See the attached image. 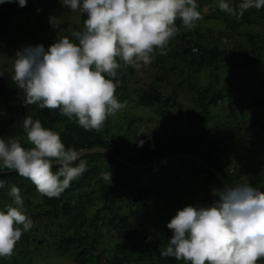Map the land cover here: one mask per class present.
<instances>
[{
	"label": "trees",
	"instance_id": "16d2710c",
	"mask_svg": "<svg viewBox=\"0 0 264 264\" xmlns=\"http://www.w3.org/2000/svg\"><path fill=\"white\" fill-rule=\"evenodd\" d=\"M9 2L0 3V139L6 142L17 139L23 147H32L23 130L24 118L31 116L43 127L59 133L66 147L77 151L107 148L140 165L174 154H189L217 168L229 185H237L241 174L230 173L227 162L221 164L217 156V151L221 150L219 144L233 140V131L215 130L210 122L218 118L214 113L217 106L229 102L226 98L228 87L221 84L226 65H231L230 68L245 78L253 76V81L259 83L257 89H264V8H250L240 14L241 0H228L236 14L220 9L215 12L217 18L230 19V22L217 40L210 43L201 19L192 30H186L177 19V35L170 40L166 54L157 52L151 64L153 69L160 70L154 82L136 86L132 78L136 68L118 60L121 67L117 70L118 77L114 78V82L118 79L115 94L126 107L114 115L116 119L109 116L99 131H86L75 119L63 116L59 109L26 106L24 91L13 81V69L5 60L8 54L16 55L17 51L30 46L23 45L32 39V33L43 31L55 36L65 31L63 37L74 40L72 33L83 30L86 14L80 12L79 20L64 30L63 26L51 22L54 13L63 6L61 0H27L24 7L19 6L18 0ZM11 2L18 5H14L16 11L10 8ZM18 13L31 16L32 20L18 24L19 29L14 31L11 25L15 24ZM232 17L236 20L232 21ZM23 31L27 37L23 36ZM4 38L8 41L3 42ZM47 43L51 45L52 41ZM201 74H207L206 86L200 83L198 76ZM175 75L179 76L178 81ZM185 90L192 95L189 107L182 101ZM252 91L242 98L243 104L254 106L255 110L250 113L253 120L260 122L264 102ZM239 106L241 104L236 102L232 111ZM135 109L142 114L138 115ZM150 113L157 117V124ZM213 124L218 126L216 122ZM257 136L258 133L253 141ZM141 142L142 146H138ZM80 159L86 162V171L56 198L41 195L29 179L19 176L15 170L0 169V181L4 183L0 188V208L11 203L8 191L15 185L24 198L26 214L33 221V227L22 232L13 254L0 257V264H24L23 258L30 252L47 245L63 254L72 251L74 260L80 264H122L123 257L131 261L134 259L129 251L131 245H136L138 250L140 244H158L160 239L169 243V235L146 223L155 220L160 203L159 209L182 205L177 194L182 184L205 177L208 182L217 183L212 192L224 187L203 164L184 157L142 169L132 168L103 153L83 154ZM108 171L111 182L103 179ZM216 193L212 198L209 194L196 195L190 190L193 197L199 196L198 203L215 202ZM32 246L36 249L30 250ZM134 261L138 264H186L183 260L162 256ZM257 264H264V258Z\"/></svg>",
	"mask_w": 264,
	"mask_h": 264
},
{
	"label": "clouds",
	"instance_id": "9594fccd",
	"mask_svg": "<svg viewBox=\"0 0 264 264\" xmlns=\"http://www.w3.org/2000/svg\"><path fill=\"white\" fill-rule=\"evenodd\" d=\"M18 4L24 7L27 0ZM61 4L86 14L83 30L72 33L74 40L66 36L47 49L38 44L17 51L12 79L24 91L26 106L59 109L86 131H99L109 116L126 107L115 94L118 60L133 68L149 65L157 50L166 54L178 33L177 19L186 30L202 19L197 0H61ZM218 7L236 14L228 0H218ZM239 8L240 14L261 9L264 0H241ZM23 130L32 147H23L17 139H0V169L15 170L43 196L59 197L86 171V162L80 159L83 152L66 147L59 133L31 116L24 118ZM103 179L111 182L110 171ZM8 195L11 203L0 208V257L11 256L22 232L33 227L20 189L13 185ZM216 195L210 205L177 210L166 225L173 234L160 256L186 264H257L264 258V191L239 183L226 185Z\"/></svg>",
	"mask_w": 264,
	"mask_h": 264
},
{
	"label": "rangeland",
	"instance_id": "374dc122",
	"mask_svg": "<svg viewBox=\"0 0 264 264\" xmlns=\"http://www.w3.org/2000/svg\"><path fill=\"white\" fill-rule=\"evenodd\" d=\"M5 2H9V0H5ZM10 3V2H9ZM12 9L16 11L15 6H18L15 2H11ZM197 3L201 5L199 7L200 13L202 14V27L205 29L207 36H208V42L216 41L219 33L222 30H226L227 24L230 22V19H219L216 17L215 12L219 9L218 7V0H197ZM213 12V15H211ZM80 12L76 11L73 12L69 8H66L64 6L57 9V11L54 13V16L51 18L52 23H56L58 25L63 26L62 28L64 30H68L73 22H76L79 20ZM236 17V16H235ZM232 17L231 20L235 21L236 18ZM47 18V16H46ZM32 20L31 16H26L21 13L15 14V24L11 25L14 28V31L19 29L20 23H23L24 21H30ZM264 25V24H263ZM35 27V26H34ZM31 28V27H29ZM264 33V28L262 29ZM62 31L57 33L55 36L52 35L50 32H39V33H32L33 37L26 43L25 45L30 46H36L38 44L43 45H50L47 43V41H52L54 43L57 39H60L63 37ZM23 36L27 37L25 35V31L21 32ZM53 36V37H52ZM52 37V38H51ZM8 38H4L3 42H7ZM47 49V48H46ZM156 51L153 54L152 62L149 65H143L141 64L138 68H136L135 73L133 74L132 78L136 81V86H144L148 85L150 83H153L157 74L160 73V70L153 69L151 67V64L153 63L155 57L157 56ZM14 56L15 55H7L5 57V60L11 65V68L13 69L14 64ZM231 65H226L224 68V73L221 77V84L226 85L228 87L227 91V99L229 100L228 103H220L217 108L214 110V113L217 114L218 118L216 117L215 121L218 123V126H215L213 121H211L210 125L215 130H220L221 128H226L227 130H231V133L233 131V140L226 144L223 142L222 144H219L221 146V150L217 151V156L221 160V164H224L227 162V167L230 168L229 172L236 174H241V179L237 183H248L252 186L264 191V130L261 128L264 127V108H262L261 111V120L260 122H256L253 120V116L251 115L250 111L255 110L254 106H250V104L245 105L243 104L242 98H244L247 94V92H251L253 95L258 96L261 98V100L264 102V89L258 90L259 83H255L254 77L250 76L245 78L242 73H236L237 71L234 68H230ZM175 80L179 78L178 75H175ZM201 85L206 86L208 84L207 81V74H201L198 76ZM179 80V79H178ZM177 80V81H178ZM169 91V90H168ZM25 96V93H23ZM191 93H189L187 90L183 92L182 101L184 104L189 107L191 106ZM25 100V99H24ZM238 102L241 104V106L238 107V109L233 112L232 107L233 105ZM38 106V105H36ZM264 107V106H262ZM261 108V107H260ZM137 114L141 115L142 112L139 110H136ZM135 114V113H134ZM152 115V118L154 122L157 124L158 119L157 117L150 113ZM117 116V115H116ZM116 116L112 117L113 119H116ZM251 121V122H250ZM113 122V121H112ZM228 123V124H226ZM120 126V122L118 123ZM230 124V125H229ZM114 125V124H113ZM239 128V129H237ZM258 133V136L255 138V141H253V137ZM222 133V137L223 138ZM219 136V135H218ZM225 138V136H224ZM254 142H256L254 144ZM243 144V145H241ZM263 177V178H261ZM217 185L215 182H208L205 177H202L201 179L192 180L187 185L182 184V189H177V194L180 195L183 203L180 206L177 207H168V208H162L159 209L160 205L157 208L156 212V218L154 221L146 223L147 226L150 228H153L157 231H161L164 234L172 236V230L167 228V223L169 220L176 214L178 209H182L183 206L187 205H194V206H207L210 205L207 202H197V199L199 196L193 197L190 194V190L193 191L194 194L198 195L200 194H209L214 198V194L218 192V190H212ZM212 204V203H211ZM141 247L136 250V245H131L129 247L130 253L134 255V259L139 260H146L153 256L154 258H157L160 256V250L165 248L168 244L159 241L158 244H140ZM157 246V247H156ZM35 247H30V250H35ZM128 253V252H126ZM127 255V254H126ZM122 264H138L134 263V259L131 258V261H126V259ZM168 259L173 260V257H168ZM24 264H80L77 263L74 260V253L67 252L63 254L56 248L47 245L44 248H41L38 251L30 252L28 257L23 258Z\"/></svg>",
	"mask_w": 264,
	"mask_h": 264
},
{
	"label": "water",
	"instance_id": "95a60500",
	"mask_svg": "<svg viewBox=\"0 0 264 264\" xmlns=\"http://www.w3.org/2000/svg\"><path fill=\"white\" fill-rule=\"evenodd\" d=\"M79 151H82L83 154L103 153V154H106V155H108L110 157H113V158L121 161L122 163H124V164H126V165H128V166H130L132 168H135V169L146 168V167H149L151 165H154V164H158L160 162H163L165 160H170V159H175V158H182V157H184V158H188V159H193V160H196L198 163L203 164L207 169H209L222 182V184L224 185V187L226 185H229L228 182H227V180L223 176V174L217 168L211 167L210 165L206 164L205 162L201 161L200 159H198V158H196V157H194L192 155H189V154H174V155L169 156V157H164V158L155 160L153 162L140 165V164H136V163L130 162L129 160L123 158L122 156H120L119 154H117L115 152L110 151L107 148L95 147V148H92V149H81Z\"/></svg>",
	"mask_w": 264,
	"mask_h": 264
}]
</instances>
